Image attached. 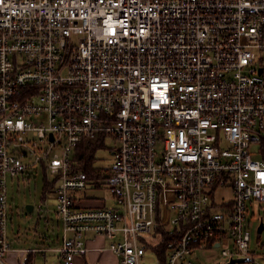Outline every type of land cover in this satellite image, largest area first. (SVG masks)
<instances>
[{
	"label": "built area",
	"instance_id": "2783aa9c",
	"mask_svg": "<svg viewBox=\"0 0 264 264\" xmlns=\"http://www.w3.org/2000/svg\"><path fill=\"white\" fill-rule=\"evenodd\" d=\"M98 144L112 162L90 171ZM36 170L62 228L40 250L64 264L87 235L146 264L159 229L166 264H194L195 246L264 264L246 228L264 203V0H0V264L7 179ZM89 187L114 206H78Z\"/></svg>",
	"mask_w": 264,
	"mask_h": 264
},
{
	"label": "rangeland",
	"instance_id": "374dc122",
	"mask_svg": "<svg viewBox=\"0 0 264 264\" xmlns=\"http://www.w3.org/2000/svg\"><path fill=\"white\" fill-rule=\"evenodd\" d=\"M108 149L114 146L111 139H107L104 143ZM108 149H96L94 152L93 160L91 161L92 167H108L111 162V154ZM46 177L40 170L34 172H28L23 175L14 178L7 179V199H8V221L7 231L9 236L17 231L26 230V233L33 227L42 229L45 221L47 228L53 227L54 233L60 234L61 223L59 216L54 212H47L46 205H41L43 199V193L46 190ZM50 181V179L48 178ZM100 192V191H98ZM219 195H226V192L222 191ZM51 198V195L49 196ZM51 204V202H48ZM26 205L34 207L32 212H29ZM41 205V209L39 207ZM54 209V208H53ZM40 225L38 226V221ZM263 221V229L260 233L257 232L260 221ZM168 222V221H167ZM165 223V227H168V223ZM45 223V224H46ZM246 228L250 233L249 246L254 254L262 259L260 254L264 253V203L256 201L247 202V214H246ZM50 229V228H49ZM147 255L151 256L150 260H146V264H156V259L147 251ZM193 262L195 264H225L221 259L219 249H203L197 250L193 253ZM244 264V263H236Z\"/></svg>",
	"mask_w": 264,
	"mask_h": 264
},
{
	"label": "crops",
	"instance_id": "0c3cea01",
	"mask_svg": "<svg viewBox=\"0 0 264 264\" xmlns=\"http://www.w3.org/2000/svg\"><path fill=\"white\" fill-rule=\"evenodd\" d=\"M98 149H103L99 147ZM100 191V192H98ZM51 195V198L49 197ZM74 198L78 206L82 208H96V207H113L114 201L110 194L103 187H89L84 192H77L74 194ZM41 205H46L47 212H55V200L54 195L49 189L43 193V199ZM48 202H51L48 203ZM41 205L39 210L41 209ZM28 207V208H27ZM29 212L34 210L33 206L26 205ZM54 208V209H53ZM9 211V210H8ZM9 213V212H8ZM9 215V214H8ZM44 221L48 219L44 218ZM38 226L40 225L39 219ZM42 226V229L33 227L26 233V230L17 231L13 236H9L6 225V237L10 244L11 250L6 254L5 261L7 264H64L60 257L54 251H41L40 249H54L61 244L62 240V228L60 234L54 233L53 227L47 228L46 223ZM159 239H153L151 244L148 245L145 255L146 260H150L151 256L147 255V251L151 253L156 259V264H159L156 253L153 252V247H156L160 242ZM112 240H108L102 236L87 235L86 246L88 251L84 255H78L74 258L73 264H122L120 258L113 252L108 250L109 244ZM215 246L202 248L195 246L192 251L191 259L193 261V253L197 250L211 249ZM264 257V253L260 254ZM167 256V255H166ZM195 264V262H194Z\"/></svg>",
	"mask_w": 264,
	"mask_h": 264
},
{
	"label": "trees",
	"instance_id": "16d2710c",
	"mask_svg": "<svg viewBox=\"0 0 264 264\" xmlns=\"http://www.w3.org/2000/svg\"><path fill=\"white\" fill-rule=\"evenodd\" d=\"M99 147H102L101 144L83 147L82 149L81 159H82L83 166L90 171L93 170L91 161L93 160L94 152ZM45 186L47 189H49L50 187V185H48L47 183ZM159 230L161 231V234H162V241L156 247H153L152 250L153 252L156 253L159 264H166L165 245L169 240L173 238V236L170 235V232L168 231H164L163 229H159Z\"/></svg>",
	"mask_w": 264,
	"mask_h": 264
},
{
	"label": "water",
	"instance_id": "95a60500",
	"mask_svg": "<svg viewBox=\"0 0 264 264\" xmlns=\"http://www.w3.org/2000/svg\"><path fill=\"white\" fill-rule=\"evenodd\" d=\"M262 229H263V221L261 219L260 224H259L258 229H257V232L260 233L262 231ZM247 260L248 259H246V258L232 259L227 264L245 263Z\"/></svg>",
	"mask_w": 264,
	"mask_h": 264
}]
</instances>
